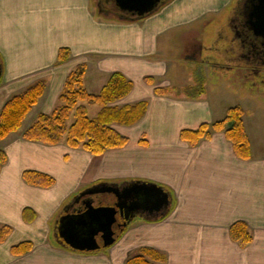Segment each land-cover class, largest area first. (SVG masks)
<instances>
[{
    "label": "crops",
    "instance_id": "crops-1",
    "mask_svg": "<svg viewBox=\"0 0 264 264\" xmlns=\"http://www.w3.org/2000/svg\"><path fill=\"white\" fill-rule=\"evenodd\" d=\"M234 1L169 0L133 20L103 11L107 0H0V112L36 80L47 83L22 127L0 141L8 155L0 171V226L12 228L0 243V264H126L143 247L166 254L167 261L158 264H264V151L255 152L246 122L250 159L238 157L224 131L212 130L192 145L182 131L225 118L230 106L215 107L207 93L159 95L147 81L151 76L168 84L193 83L188 77L200 70L203 43L190 36L195 32L170 31ZM61 47L72 51L64 63L58 62ZM177 51L188 64L172 57ZM81 63L87 65L85 82L100 91L116 70L134 82L119 105L148 100L138 123L120 125L124 130L113 125L128 136L125 147L95 155L71 148L65 139L48 145L24 137L40 113L58 106L68 75ZM26 171L48 174L55 183L31 184ZM139 181L164 187L169 207L138 215L114 245L100 251L75 250L59 236L61 219L91 196L89 190ZM239 221L252 235L244 245L230 234ZM23 241H31L32 249L14 255L12 247Z\"/></svg>",
    "mask_w": 264,
    "mask_h": 264
},
{
    "label": "trees",
    "instance_id": "trees-1",
    "mask_svg": "<svg viewBox=\"0 0 264 264\" xmlns=\"http://www.w3.org/2000/svg\"><path fill=\"white\" fill-rule=\"evenodd\" d=\"M70 47H61L58 52V62L64 63L71 57ZM86 63H81L67 77L63 91L59 96L58 106L50 113L42 112L36 121L24 132V137L30 141L55 145L64 139L71 148L82 147L92 154L100 155L109 149L122 148L129 143V138L113 127L114 124L133 126L146 115L148 100L134 104L119 105L117 102L127 97L134 88V82L121 71H113L100 92L92 93L85 87ZM147 81L154 82L153 77ZM46 80L38 79L21 93L10 97L0 112V141L11 133L18 131L30 113L39 102L46 90ZM204 88L199 89L201 92ZM175 88H156V94L173 93ZM98 104L100 110L95 118L89 116L88 105ZM75 112V121H68ZM245 109L241 105L230 106L225 118L213 123H202L197 129H185L182 139L196 145L212 130L224 131L228 140L234 146L238 157H252L251 141L245 126ZM8 161L5 150L0 149V171ZM27 182L50 187L55 183L54 177L37 171H26ZM26 212L29 209L25 210ZM12 232L11 226H0V243L4 242ZM233 240L241 244L252 241V235L245 222L239 221L230 227ZM33 247L31 241H23L12 247L14 255H22ZM167 261L162 251L143 247L132 255L126 264H158Z\"/></svg>",
    "mask_w": 264,
    "mask_h": 264
},
{
    "label": "rangeland",
    "instance_id": "rangeland-1",
    "mask_svg": "<svg viewBox=\"0 0 264 264\" xmlns=\"http://www.w3.org/2000/svg\"><path fill=\"white\" fill-rule=\"evenodd\" d=\"M241 6L242 4L235 0L221 11H213L194 22L185 23L178 26V28L173 27L170 32L197 33V36L194 33H191L190 36L200 39V42L203 43L200 70L193 72L194 75L192 73L188 77L193 83L182 85L174 81L172 84H168L167 82H161L159 78L154 81L155 83L153 82V86L156 88H175L173 94L184 93L190 96H200L207 93L215 107L241 105L245 109V122L253 140L255 152L259 153L260 150L264 151V67H260L258 72H251L246 60L239 54L242 50L240 47L241 42L238 38H235L232 31V23L237 21H231L239 17L244 7ZM179 54L177 51V54H173L172 57L178 60ZM162 58L167 59L166 56ZM153 60L159 61V58L154 56ZM180 62L189 63L182 58ZM178 66L180 65L178 64ZM179 81H183V79ZM85 87L92 89L93 93L100 91V88L89 86L88 82H85ZM202 88H204L203 91L198 92ZM38 107L34 108L28 121L35 118V114L39 110ZM88 109L89 116L95 118L100 106L98 104L88 105ZM222 113L224 112L220 114ZM75 117V112H73L68 121L69 125L75 121ZM114 125L119 126V130L127 128L121 127L119 124ZM102 194L104 195V204L115 200L113 194ZM137 253L138 251L134 254Z\"/></svg>",
    "mask_w": 264,
    "mask_h": 264
},
{
    "label": "water",
    "instance_id": "water-1",
    "mask_svg": "<svg viewBox=\"0 0 264 264\" xmlns=\"http://www.w3.org/2000/svg\"><path fill=\"white\" fill-rule=\"evenodd\" d=\"M115 2L121 9L137 13L138 19L153 14L160 7V0ZM249 17L248 23L253 33L264 36V0H252ZM102 193L113 194L114 204H101L103 200H99L98 204L93 195ZM89 194L91 196L83 199L73 212L62 218L59 225V236L63 241L81 252L100 251L114 245L132 222L128 220L121 224L117 219L118 212H128L129 205H135L136 208L150 213L163 212L170 205L169 192L151 182L139 181L122 187L106 184L89 190Z\"/></svg>",
    "mask_w": 264,
    "mask_h": 264
},
{
    "label": "flooded vegetation",
    "instance_id": "flooded-vegetation-1",
    "mask_svg": "<svg viewBox=\"0 0 264 264\" xmlns=\"http://www.w3.org/2000/svg\"><path fill=\"white\" fill-rule=\"evenodd\" d=\"M107 1L108 2L106 4L101 6L103 8L102 9L103 11H106L107 13L115 14L117 16H122L127 19L138 20L139 16L137 15V13H133L131 11L121 9L119 6H117L115 2L111 3L112 0H107ZM167 1L169 0H160V4H159L160 7L158 9H161ZM247 2L248 0L244 2L243 11L241 10L239 17L234 18L231 21V22L237 21L235 23H232V28H233L232 31L233 33L235 32L234 34L235 38H238L241 42L240 47L242 50L239 53L240 56L246 60V64H248V68L249 70H251V72L252 71L258 72L260 67H264V36H256L253 33L254 31L250 28L248 21L250 20L249 10L251 8L252 0H249L248 4ZM147 16L148 15H146V17ZM99 200L102 201L103 199H98V204H99ZM114 202L115 200L111 202H107L106 204L111 205L114 204ZM101 204H104L103 201L101 202ZM149 213L150 212L147 210L136 208L135 205H129L128 212L124 211L123 214L118 212L117 219L121 224H124L128 222V220L132 221V219H135L140 214L148 215Z\"/></svg>",
    "mask_w": 264,
    "mask_h": 264
}]
</instances>
